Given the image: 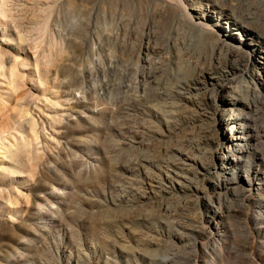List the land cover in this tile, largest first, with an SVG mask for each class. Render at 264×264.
Masks as SVG:
<instances>
[{"label": "rangeland", "instance_id": "obj_1", "mask_svg": "<svg viewBox=\"0 0 264 264\" xmlns=\"http://www.w3.org/2000/svg\"><path fill=\"white\" fill-rule=\"evenodd\" d=\"M52 1L48 30L29 1L1 21L0 145H28L14 159L0 150V264H264V189L245 191L264 183V107L254 153L223 177L211 159L225 133L216 70L206 65L192 92L167 91L177 73L169 57L197 39L177 10L162 0ZM262 1L229 0L264 35ZM185 2L195 14L197 0ZM214 2L225 1H199ZM53 41L62 52L49 63ZM201 134L215 138L199 150ZM182 151L199 159L185 186L166 180L164 163Z\"/></svg>", "mask_w": 264, "mask_h": 264}, {"label": "bare ground", "instance_id": "obj_2", "mask_svg": "<svg viewBox=\"0 0 264 264\" xmlns=\"http://www.w3.org/2000/svg\"><path fill=\"white\" fill-rule=\"evenodd\" d=\"M27 1L32 5L42 6L41 11L47 16L45 30H48L50 28L48 15L53 11V6L51 5L54 4L52 0H0V28L8 19H14V5L17 8L24 7L25 4L23 2ZM162 1L166 5H172L177 10L179 19L183 25L191 26L193 34L197 38L191 44L184 42L183 48H177L169 57L172 63L177 65V73L172 75L173 86L167 91L173 89V92L177 95H183L184 91L192 92L204 84L205 80L203 79H205L207 71L216 70V73L212 76V80H214L212 84H214L216 110L219 111L222 108L221 116L225 122V133H222L217 138L218 145L221 142L222 147H217L215 151L211 152V159L221 160L222 165H214L216 166V170L220 172V175L225 177L227 174L239 169L243 161L251 153H254L253 151L256 149L257 143L260 141L261 136L259 135L261 134H259L258 127L261 125L258 127L252 126V122L255 121L253 118L254 114L259 115L262 111L261 107H264L262 93L264 92V43H258V40H261L264 35L251 25L255 18L253 14H249L247 11L234 13L233 4L229 0H223L225 1L224 4L214 2L211 3L212 5L199 3L202 0H197V6L193 8L196 12L195 14L190 12L185 0ZM242 1L251 2V0ZM262 2L264 3V1ZM225 3L229 4V8H225ZM260 5L262 4L253 3L250 7L258 8ZM44 6H47L46 9ZM262 14H264V11ZM205 19H212L214 24L212 32L205 29L206 24L203 22ZM1 21L4 22L1 23ZM215 33L218 38H215ZM105 35L104 32L100 33V40L106 39ZM248 39L250 40L247 43L250 46L248 50L244 51L238 48V41L242 45L243 41ZM54 43L56 44L53 41V46L47 56L49 63H56L57 59H59L58 57H60L58 55H61L60 52H62V48H56L57 44L55 45ZM56 49H58V52ZM144 51L149 55L150 52L155 53L158 50H151L147 46L144 48ZM15 61L16 65H19L16 58ZM22 65L26 66L27 63H22ZM206 65H208V68H205ZM204 68L207 71H204ZM4 69L5 63L0 55V71H4ZM10 72V80L12 82L20 77V75L22 76L16 69ZM154 76L153 73L147 75L150 79L154 78ZM104 89L105 91H110L111 86L104 84ZM113 90L114 88H112ZM246 94L250 96L253 94L254 99L245 98ZM191 101L196 102L194 99H191ZM241 103H243V108L240 111ZM56 104L59 105L58 103ZM259 105L260 107L258 108ZM253 108L254 111H252ZM263 128L261 126V130ZM212 137L215 138L213 135L201 134L200 138L191 143V145L194 144L199 150H202L207 144L211 145L210 139ZM26 145L28 144L25 141L15 145H4V147L0 145V150L4 148V152L10 153V157L14 159V148ZM173 158V160L171 159L172 161L168 158L170 161L164 162L168 173L166 180H169L172 184L176 183L185 186L191 179L192 166L197 164L199 159L195 156H189L183 151L180 154H174ZM146 163V157L137 158L129 163L130 171H138ZM262 166H264V161ZM16 169H19V167ZM208 171L211 172V170ZM262 173L264 174V168L262 169ZM246 176L249 181V173ZM262 189H264V183H258L257 188H253V185H251V189H246L245 191L252 194L253 190L257 192Z\"/></svg>", "mask_w": 264, "mask_h": 264}]
</instances>
